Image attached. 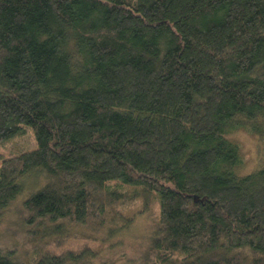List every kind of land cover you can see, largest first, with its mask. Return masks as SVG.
I'll use <instances>...</instances> for the list:
<instances>
[{"label": "trees", "instance_id": "obj_1", "mask_svg": "<svg viewBox=\"0 0 264 264\" xmlns=\"http://www.w3.org/2000/svg\"><path fill=\"white\" fill-rule=\"evenodd\" d=\"M27 128L36 149L0 152V214L32 179L39 244L0 264H96L68 225L113 210L123 234L152 201L153 264H264V167L242 174L229 138H264V0H0V149Z\"/></svg>", "mask_w": 264, "mask_h": 264}, {"label": "rangeland", "instance_id": "obj_2", "mask_svg": "<svg viewBox=\"0 0 264 264\" xmlns=\"http://www.w3.org/2000/svg\"><path fill=\"white\" fill-rule=\"evenodd\" d=\"M229 138L240 148L243 158L242 174H248L264 167V138L254 137L246 131H238ZM37 147L33 130L27 128L24 135L9 142L0 149V152L5 157H9L34 150ZM40 182L43 183V180ZM36 188L30 179L24 190L25 193L0 214V249L14 251L15 255L25 263L32 261L36 245L39 244L32 240L27 233L24 220L26 213L23 204L26 195H30V190ZM137 212V205H134L132 209H124V214L133 216L134 220L125 230L121 229L124 230L123 234L117 232L116 235L115 230L121 228V225L117 224L120 216L113 210L109 212L107 227L93 235H90L91 231L82 227L68 225L70 232L64 236L63 239L66 242L62 247L78 249L84 243L89 242L98 252L96 264H153L154 250L152 244L159 238L158 216L160 209L158 203L152 201L149 211L141 215H136ZM114 218L117 220H113ZM109 230L115 234L109 236ZM89 235L91 239L88 240L82 237ZM43 239L44 242L54 240L48 236Z\"/></svg>", "mask_w": 264, "mask_h": 264}]
</instances>
